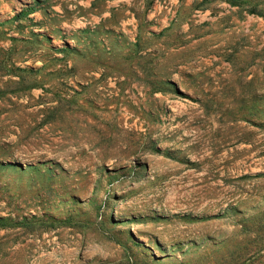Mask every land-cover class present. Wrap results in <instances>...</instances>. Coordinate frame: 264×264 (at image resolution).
<instances>
[{"label": "rangeland", "instance_id": "obj_1", "mask_svg": "<svg viewBox=\"0 0 264 264\" xmlns=\"http://www.w3.org/2000/svg\"><path fill=\"white\" fill-rule=\"evenodd\" d=\"M0 264H264V0H0Z\"/></svg>", "mask_w": 264, "mask_h": 264}]
</instances>
